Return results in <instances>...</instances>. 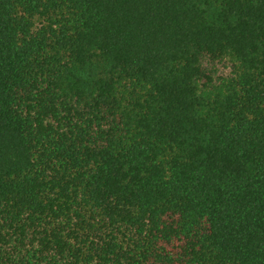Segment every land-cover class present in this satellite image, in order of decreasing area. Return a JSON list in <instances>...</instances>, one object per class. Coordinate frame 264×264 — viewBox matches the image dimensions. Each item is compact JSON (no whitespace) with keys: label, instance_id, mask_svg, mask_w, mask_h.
Segmentation results:
<instances>
[{"label":"trees","instance_id":"1","mask_svg":"<svg viewBox=\"0 0 264 264\" xmlns=\"http://www.w3.org/2000/svg\"><path fill=\"white\" fill-rule=\"evenodd\" d=\"M0 264H264V0H0Z\"/></svg>","mask_w":264,"mask_h":264}]
</instances>
